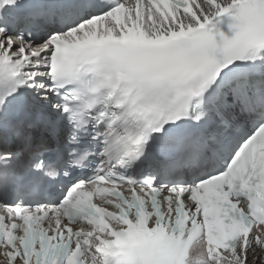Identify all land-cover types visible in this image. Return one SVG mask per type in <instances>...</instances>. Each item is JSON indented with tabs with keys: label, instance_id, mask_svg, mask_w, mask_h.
<instances>
[{
	"label": "snow or ice",
	"instance_id": "obj_1",
	"mask_svg": "<svg viewBox=\"0 0 264 264\" xmlns=\"http://www.w3.org/2000/svg\"><path fill=\"white\" fill-rule=\"evenodd\" d=\"M23 7L0 0V138L29 157L0 153L5 264L264 250V0ZM61 178L56 201L27 198Z\"/></svg>",
	"mask_w": 264,
	"mask_h": 264
},
{
	"label": "bare ground",
	"instance_id": "obj_2",
	"mask_svg": "<svg viewBox=\"0 0 264 264\" xmlns=\"http://www.w3.org/2000/svg\"><path fill=\"white\" fill-rule=\"evenodd\" d=\"M201 248L199 245H195L191 250V258L197 259L201 255ZM264 250L259 248L255 249L254 252L249 255V264H264Z\"/></svg>",
	"mask_w": 264,
	"mask_h": 264
},
{
	"label": "rangeland",
	"instance_id": "obj_3",
	"mask_svg": "<svg viewBox=\"0 0 264 264\" xmlns=\"http://www.w3.org/2000/svg\"><path fill=\"white\" fill-rule=\"evenodd\" d=\"M263 262H264V260H263Z\"/></svg>",
	"mask_w": 264,
	"mask_h": 264
}]
</instances>
